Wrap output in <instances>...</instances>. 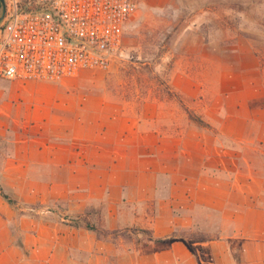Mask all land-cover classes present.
<instances>
[{"label":"crops","instance_id":"crops-1","mask_svg":"<svg viewBox=\"0 0 264 264\" xmlns=\"http://www.w3.org/2000/svg\"><path fill=\"white\" fill-rule=\"evenodd\" d=\"M120 69L0 80V184L18 201L64 202L63 213L94 208L108 230L202 231L197 256L179 238H98L18 216L0 197V264H264V94L225 110L183 71L176 94L120 93Z\"/></svg>","mask_w":264,"mask_h":264},{"label":"rangeland","instance_id":"rangeland-1","mask_svg":"<svg viewBox=\"0 0 264 264\" xmlns=\"http://www.w3.org/2000/svg\"><path fill=\"white\" fill-rule=\"evenodd\" d=\"M122 42V55L110 65L121 64L120 93L176 94L170 81L183 71L203 84V102L219 98L225 110L233 99L264 94V0H139ZM42 204L36 209L49 220L55 214L46 209L68 208L60 201ZM89 216L101 221L100 213Z\"/></svg>","mask_w":264,"mask_h":264},{"label":"built area","instance_id":"built-area-1","mask_svg":"<svg viewBox=\"0 0 264 264\" xmlns=\"http://www.w3.org/2000/svg\"><path fill=\"white\" fill-rule=\"evenodd\" d=\"M0 80L61 81L109 69L139 0H4Z\"/></svg>","mask_w":264,"mask_h":264},{"label":"trees","instance_id":"trees-1","mask_svg":"<svg viewBox=\"0 0 264 264\" xmlns=\"http://www.w3.org/2000/svg\"><path fill=\"white\" fill-rule=\"evenodd\" d=\"M1 2H0V14H1ZM190 119L206 125L200 118L195 117L191 113H189ZM0 197L6 201L11 207L16 209L18 216H27L30 218H34L37 220H42L44 222H61L63 224H66L68 226L74 227V228H84L90 232H93L96 237L101 238V237H106L110 234L116 235V234H121L123 236H126L128 232L130 233H138V234H145L148 239L153 240L155 243H159L162 245H167L169 244L172 240L179 238L182 239L190 249V251L197 256L196 249L193 246V242L197 241H204L207 238L202 236V235H193V233L189 234H184L181 232L173 231L170 235L165 236V237H158L154 238L152 237L151 233L147 229H142V228H136V227H131L129 229L125 230H108L105 228H102L98 225H96L94 222H92L89 219V215L95 212V209L92 208H86L84 210V213H62L60 211H57L55 209L48 208L46 209L47 212L55 214V217H52V219H48L46 215H43V211H38L36 208L39 206H43L42 203L40 202H22L18 201L16 198L12 197L10 194H8L3 186L0 184ZM202 264V263H200Z\"/></svg>","mask_w":264,"mask_h":264},{"label":"water","instance_id":"water-1","mask_svg":"<svg viewBox=\"0 0 264 264\" xmlns=\"http://www.w3.org/2000/svg\"><path fill=\"white\" fill-rule=\"evenodd\" d=\"M0 2H1V6H2V10H1V14H0V21H1L3 14H4L5 2H4V0H0Z\"/></svg>","mask_w":264,"mask_h":264}]
</instances>
